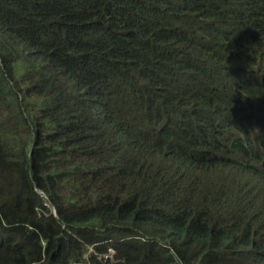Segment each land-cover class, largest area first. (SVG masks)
<instances>
[{
	"label": "trees",
	"instance_id": "trees-1",
	"mask_svg": "<svg viewBox=\"0 0 264 264\" xmlns=\"http://www.w3.org/2000/svg\"><path fill=\"white\" fill-rule=\"evenodd\" d=\"M0 264H264V0H0Z\"/></svg>",
	"mask_w": 264,
	"mask_h": 264
}]
</instances>
